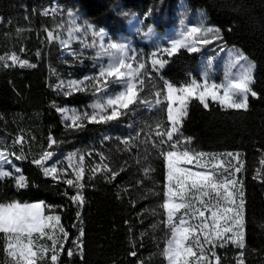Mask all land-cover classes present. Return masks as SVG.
Here are the masks:
<instances>
[{
    "label": "trees",
    "instance_id": "obj_1",
    "mask_svg": "<svg viewBox=\"0 0 264 264\" xmlns=\"http://www.w3.org/2000/svg\"><path fill=\"white\" fill-rule=\"evenodd\" d=\"M54 2L77 13L81 21L102 29L110 38L131 41L145 58L151 44L144 43V27L131 32L133 21H145L164 31L182 25L185 19L199 20L204 14L208 24L218 27L222 35L208 46L235 47L256 63L252 88L259 98L249 96L247 111L225 110L216 102H209L206 109L192 100L180 132L191 138L187 147L195 151L240 154L244 166L237 176L243 181L245 200L244 260L246 264H264V0H0V57L15 54L36 65L21 67L0 61V150L26 156L22 160L10 158L28 181L27 187L17 189L11 178L0 180V202L43 203L46 214L61 217L69 235L58 264H167L162 250L170 229L161 223L166 219L161 207L167 183L165 159L140 141H135L139 146L131 150L121 143L141 129L147 133L148 126L157 121L167 126L165 113L159 108L149 111L142 105L135 115L117 121L85 120L83 127H66L57 109L89 108L96 96L89 88L67 95L58 87L59 82L94 76L98 67L91 53L63 56L58 43L47 39L45 29L58 31L57 26L64 25L65 20L63 16L41 14ZM228 54L230 49L218 59L223 63ZM207 58L209 55L181 49L169 59L161 75L176 85L191 77L200 79L197 67ZM222 74L219 71L215 80ZM21 136L23 146L15 143ZM50 137L55 144H50ZM46 151L85 156L82 206L71 199L77 192L75 186L44 176L32 163ZM98 153L108 158L104 163L114 170L124 169L114 180L107 179L108 174L103 172L92 177L90 169L101 160ZM149 164L154 171L146 177L143 169ZM81 228L83 259L74 243ZM4 243L0 236V264H11ZM68 249L75 253L72 257L67 255ZM133 251L136 256L131 255ZM238 251L231 244L215 249L221 264H237Z\"/></svg>",
    "mask_w": 264,
    "mask_h": 264
},
{
    "label": "snow or ice",
    "instance_id": "obj_2",
    "mask_svg": "<svg viewBox=\"0 0 264 264\" xmlns=\"http://www.w3.org/2000/svg\"><path fill=\"white\" fill-rule=\"evenodd\" d=\"M56 11L55 8L45 9L41 14L55 15ZM67 16L69 22L66 27L57 26L59 31L45 29L47 39H60L61 45L70 49V41L74 37L79 39L80 34L91 31L94 39L85 47L96 49L98 45L95 58L98 61L107 58V62L99 64L98 73L94 76L83 80L60 81L58 87L67 89V95L87 90L88 81H91L93 94L96 96L88 105L90 112L75 108L57 109L65 120L66 127H83L85 120L88 123L117 121L122 117L135 115L142 105L149 111L159 108L165 113L167 126L164 122L157 121L148 126L147 133L141 129L135 136L122 139L121 143L126 146V150H131L132 147L139 146L135 141H140L150 145L165 159L167 183L161 207L166 219L161 223L170 229V234L162 250L164 258L168 264H221V257L216 254L215 249L231 244L239 250L237 264H246L245 200L243 181L237 176L244 166L240 154L227 153L231 159L225 161L217 158L216 154L195 151L187 147L191 138L184 137L180 129L192 100H197L206 109L211 100L225 110L247 111L249 96L259 98L252 88L255 64L240 50H235L229 68L240 65L238 74L233 75L230 70H226L224 79L218 83L205 70L200 79L191 77L187 82L176 85L161 75L169 59L179 54L181 49L194 53L200 50L198 45L222 39L221 30L209 25L204 14H201L198 24L191 27L184 25L176 38L168 40L167 46L157 45L156 50L147 58L129 43L105 44L103 30H97L87 21H81L75 12L69 11ZM63 33H67V39L62 38ZM148 35L151 38V34ZM70 55L78 57L83 53L72 51ZM165 56L169 59H165ZM4 59L6 58L0 57V60ZM7 59L19 63L21 67H36L35 64L29 65L26 60L21 61L15 54ZM49 140L50 144L56 143L51 137ZM15 143L23 146L24 138H17ZM145 152H149V149L145 148ZM52 155L50 151L42 152L32 163L42 170L44 176L53 180H59L63 175L67 185L77 188L76 194L71 197L72 201L82 206L84 196L80 190L85 186L82 183L85 178V156L72 154L68 157V166L73 169L74 175L67 178L66 170L61 172L55 166H46ZM87 155L90 156L91 153ZM98 155L100 163L90 169L93 178L98 172H103L108 174L107 179L114 180L124 170H114L110 164L104 163L108 158L103 153ZM10 156H15L17 160L26 159L24 155L0 150V180L11 178L17 189L27 187L28 181L22 169L14 165L11 171L4 168L5 164L12 163ZM74 159L77 160L75 165L71 163ZM232 161H235V165ZM261 164H264V160H261ZM189 165L192 167H188ZM143 171L147 177L154 169L149 164ZM44 207L42 203L19 200L0 202V236L5 241L4 250L11 264H39L44 259H49L50 264H58L69 234L61 223V217L46 215ZM83 235L81 228L77 241H74L81 259ZM43 240L50 243H38ZM74 254L72 249H68L69 257ZM131 255L136 256V253L133 251Z\"/></svg>",
    "mask_w": 264,
    "mask_h": 264
},
{
    "label": "rangeland",
    "instance_id": "obj_3",
    "mask_svg": "<svg viewBox=\"0 0 264 264\" xmlns=\"http://www.w3.org/2000/svg\"><path fill=\"white\" fill-rule=\"evenodd\" d=\"M51 8H55L57 10L55 15H52V16H63L64 17V19H65L64 20V25H62V26L66 27L68 25V22H69V17L67 16V12H69V11L66 10L63 6L59 5L57 2H54L53 5H51L50 7H47L46 9H51ZM77 16L80 19V16L78 14H77ZM132 18H135V17H132ZM199 20H196L194 22H189L188 20L185 19L184 23L182 25H178V24L176 26L173 25L172 27L167 28L164 31H160L158 29H155L154 25H152L151 23L148 24L145 21L138 22V23H135V21H133L130 24V29H131L132 33H135V32L140 31L141 28L144 27V32L142 34L143 37H144V43L151 44L150 50H149V52L147 54L149 56L153 51L156 50L157 45L167 46V41L170 40V39L176 38L179 35V32H180V30L182 29V27L184 25H187L189 27L195 26L196 24L199 23ZM142 24H143V26H142ZM96 29L97 30H102V29H98V28H96ZM103 32L105 33V35H104V43L105 44L108 43V42H119V43L126 42V43H129L132 46V42L131 41H128V40H125V39L115 40V39L110 38L105 31H103ZM149 33L151 34V38H149V35H148ZM62 38L63 39H67V33H63L62 34ZM92 39H94V37L92 36L91 31L85 32L83 34H80L79 39H76L74 37L70 41V43H71V48L70 49L64 48L61 45V43H60V39H56V40H53V41L58 43V45L60 46V48L63 51V56H72V55H70V52H72V51H75L76 53H84L85 51L91 53L92 55H94L95 65L98 67L100 63L107 62V58H103V60H99V61L95 58V52L98 50V45H97L96 49L86 48L85 47V45L90 43V41ZM216 40L217 39H214L209 44L214 43ZM209 44H207V45H203V44L198 45L200 50L197 51V53H200L201 55H209V58L201 60V62L199 63V65L197 67V70L199 71V73L202 74L203 71L207 70L209 72L210 78L215 80V78L219 75V71H223V74L221 75V78L218 79V80H215L218 83L221 82L224 79L226 70H230L233 75L238 74V72L240 70V65H236L235 67L229 68V65L231 64L232 55H233L234 51L238 50V49H236L235 47H229V46H224V45H220V44H218V45L215 44V45H212V46H208ZM75 46H78L79 49H75L74 48ZM227 49H230L231 54L230 55L229 54L226 55L225 58H224L225 61L222 63V60L218 59L219 58L218 56H220ZM9 57L10 56L4 57L6 59L0 60V61L1 62L9 61V62L13 63L10 59H7ZM20 60L24 61L23 59H20ZM249 61H251V62H253L255 64V69H254V73H253V75H255L256 63L254 61L250 60V59H249ZM242 63H243V61H241V64ZM14 64H17V65L20 66L19 63H14ZM28 64L30 65L29 62H28ZM24 67H26V66H24ZM200 78H201V75H200ZM69 80H76V79L68 78V79H63L61 81H69ZM87 88L93 89L91 81H88V87ZM65 91L67 92V89H65ZM110 91H111V89H110ZM209 102H213V101L209 100ZM68 108H70V107H68ZM75 109H77V108H75ZM79 110H81V111H89V112L91 111L90 108H83V109H79ZM226 154H221V155H216V156L219 159H223L225 161H228L231 158L228 157ZM70 155H72V154L59 155L57 153H53L52 158L46 162V166H55L58 169H60L61 172L66 170L67 173H68V177L67 178H72L73 175H74L73 169L68 166L69 163H70L69 160H68V157ZM76 155H82V154H76ZM9 159L11 160L10 157H9ZM71 163L73 165H75L77 163V160L74 159V160L71 161ZM232 163H233V165H235V161H232ZM13 165L15 167L20 168L13 161H12L11 164H5L4 168L6 170H10L11 171V170H13ZM188 167H192V166L189 165ZM64 179H65V177L63 175H61V179L56 180V181H64ZM44 212H45V207H44ZM45 214H46V212H45ZM46 215H49V214H46ZM52 215H55V214H52ZM206 215H208V214L206 213ZM209 222H210V217H209ZM193 223H195V221H193ZM38 243L48 244L50 242H48L47 240H43V241H38ZM49 255H51V254L49 253ZM39 264H50V260L49 259H44V260L40 261ZM167 264H168V261H167Z\"/></svg>",
    "mask_w": 264,
    "mask_h": 264
}]
</instances>
